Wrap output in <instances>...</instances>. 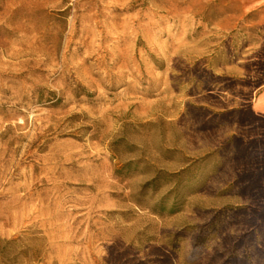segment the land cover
Returning a JSON list of instances; mask_svg holds the SVG:
<instances>
[{"label":"rangeland","instance_id":"rangeland-1","mask_svg":"<svg viewBox=\"0 0 264 264\" xmlns=\"http://www.w3.org/2000/svg\"><path fill=\"white\" fill-rule=\"evenodd\" d=\"M0 264H264V0H0Z\"/></svg>","mask_w":264,"mask_h":264}]
</instances>
